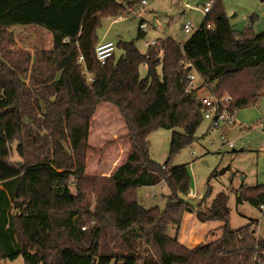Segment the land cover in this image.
I'll use <instances>...</instances> for the list:
<instances>
[{
	"label": "trees",
	"instance_id": "1",
	"mask_svg": "<svg viewBox=\"0 0 264 264\" xmlns=\"http://www.w3.org/2000/svg\"><path fill=\"white\" fill-rule=\"evenodd\" d=\"M125 14L117 0H0V264L19 258L24 264H264L258 222L231 229L226 194L203 209L210 189L196 208L187 200V165L171 166L197 140L211 109L198 92H187L191 68L184 66L192 64L216 96H231L232 112L254 106L264 97V33H238L216 0L187 42L159 39L147 54L135 41L120 42L122 56L115 52L101 64L100 20ZM25 27L49 32L53 49L17 50L11 57L5 49L14 43L11 30ZM145 36L139 28L137 40ZM225 65L236 72L225 73ZM103 103L118 109L130 154L110 177L91 178L88 142ZM162 129L183 132L173 133L164 165L151 158L149 142ZM14 144L22 168L12 161ZM162 184L169 190L166 209L143 208L137 189ZM90 193L96 195L93 212L86 203ZM244 202L264 215V185L243 190L238 203ZM185 214L221 222V237L185 247L169 234L179 232Z\"/></svg>",
	"mask_w": 264,
	"mask_h": 264
},
{
	"label": "rangeland",
	"instance_id": "2",
	"mask_svg": "<svg viewBox=\"0 0 264 264\" xmlns=\"http://www.w3.org/2000/svg\"><path fill=\"white\" fill-rule=\"evenodd\" d=\"M216 1V0H214ZM220 6L228 16L231 25L238 33L258 35L264 33V0H219ZM186 4L197 10L187 9ZM213 4V3H212ZM197 0H154L146 8L141 9L137 18L127 14L119 18L102 17L96 30L99 42H113L116 46L120 42L135 41L136 47L142 54H147L146 43L159 39L170 38L177 44L187 42L200 28L205 20L200 11ZM145 21L151 29L146 36L137 40L140 21ZM191 24L194 30L186 34L181 26ZM14 43L5 47L12 51L27 50L31 55L44 50L53 49L52 35L40 27L15 28L11 30ZM123 52L117 49L116 57ZM159 68V72H160ZM140 75L145 78L147 69L140 67ZM26 77V76H25ZM200 85V81L197 82ZM26 85H30L28 75ZM198 97L207 98L211 94L207 88H199ZM176 130H157L150 134V154L153 161L164 165L170 157V147ZM128 131L120 117L118 109L110 104L99 106L91 124L89 146L87 152L86 175L91 178H108L130 154V144L124 137ZM226 141L223 142L222 136ZM197 140L187 146L171 159V166L187 165L191 176V192L187 200L196 208L204 203L207 191L211 195L203 204V209L209 207L219 194L229 197L230 228L238 230L248 226L253 221L258 222L256 236L264 240V215L261 210L251 204L238 203L243 190L264 185V97L258 104L240 109L236 113V122L231 126L214 128L208 120H204L196 132ZM13 145L12 161L22 162ZM227 168L224 174L220 172ZM164 185V184H162ZM140 187L137 189L140 205L145 209L167 207L168 188L164 186ZM73 192L75 191L72 187ZM89 210L94 211L96 195L90 193L86 199ZM214 224V225H213ZM215 228L218 236L211 235L209 242L221 237L220 222L214 221L208 225ZM219 226V227H218ZM223 226V225H222ZM221 226V227H222ZM189 232H195L186 227ZM171 237H177L176 230L171 229ZM1 264H24L23 259L6 261ZM115 264V263H113Z\"/></svg>",
	"mask_w": 264,
	"mask_h": 264
},
{
	"label": "built area",
	"instance_id": "3",
	"mask_svg": "<svg viewBox=\"0 0 264 264\" xmlns=\"http://www.w3.org/2000/svg\"><path fill=\"white\" fill-rule=\"evenodd\" d=\"M139 4V8L133 9L131 8L130 4L124 0H117V3L122 4L123 7L126 9V14L133 17L137 18L140 14L141 9L146 8L152 1L154 0H134ZM214 1L209 0L204 6L200 7V11L204 16H207V14L210 12L212 9V6ZM187 9H192V10H197L198 8H194L190 6L189 4L185 5ZM122 17V16H121ZM140 29L144 33H147L151 27L143 20L140 21ZM186 34L191 33L194 28L193 26L189 24H184L183 29ZM159 44V40L153 41L151 43H146V47H155L156 45ZM183 48V46L181 47ZM117 46L113 42H100L97 47H96V57L97 60L101 64H105L106 61L113 56V54L116 52ZM160 56H163V53H161ZM79 63H83L84 59L83 57L78 58ZM191 68V72L188 74V84H187V92H199V88H207L210 92V96L207 98H199V100H202L207 105H211V109L208 110L204 114V120L210 121V123L213 125L214 128H221V126H231L234 125L236 122V113L232 112L230 110V105L232 103V98L229 95H225L223 97H218L213 93V90L208 87V86H203L204 84V79L202 76L193 68L192 64L187 63L184 66V69ZM94 81L93 77L91 75H88V82L89 84H92ZM200 81V85L197 84V82ZM223 142L226 141L225 135L222 136ZM192 195V192L190 193ZM262 210H264V207H262ZM83 231L86 230V227L82 228Z\"/></svg>",
	"mask_w": 264,
	"mask_h": 264
},
{
	"label": "crops",
	"instance_id": "4",
	"mask_svg": "<svg viewBox=\"0 0 264 264\" xmlns=\"http://www.w3.org/2000/svg\"><path fill=\"white\" fill-rule=\"evenodd\" d=\"M159 186H161V185H159ZM162 186H164V185H162ZM212 222H214V221H209V222L203 223V222H200L198 220V218L195 214H185L183 217V220H182V224L179 228L178 235H177L178 241L182 245H184L185 247H187L189 249H193V248L199 246L200 244L210 243L209 239L211 238L210 237L211 235L218 236V233L215 232V231H217V229H215V228L212 229V225L210 227H208V225H210V223H212ZM220 224H221L220 227L218 226L219 228H221V226L223 225L221 222H220ZM187 226L190 227L191 231L193 230L195 232V234L191 233L187 229H185ZM258 230H260V232H261V226ZM258 230H257V233H258ZM259 238L263 239L262 236H260ZM212 242H214V241H212ZM4 262H6V261H4Z\"/></svg>",
	"mask_w": 264,
	"mask_h": 264
},
{
	"label": "water",
	"instance_id": "5",
	"mask_svg": "<svg viewBox=\"0 0 264 264\" xmlns=\"http://www.w3.org/2000/svg\"><path fill=\"white\" fill-rule=\"evenodd\" d=\"M198 1V6H204L209 0H197ZM181 29H183V25L181 26ZM225 73H233L236 72L237 68L234 65H225L223 66ZM20 167L22 168L23 164H19ZM228 169L225 168L223 169L220 174H224Z\"/></svg>",
	"mask_w": 264,
	"mask_h": 264
}]
</instances>
